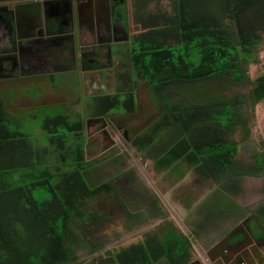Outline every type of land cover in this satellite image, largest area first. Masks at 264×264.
<instances>
[{"label":"trees","instance_id":"16d2710c","mask_svg":"<svg viewBox=\"0 0 264 264\" xmlns=\"http://www.w3.org/2000/svg\"><path fill=\"white\" fill-rule=\"evenodd\" d=\"M151 1L138 0L145 31L133 37L136 49L128 56L159 112L132 145L153 160L157 171L180 176L186 164L235 195L242 175L264 173V154L248 167L235 160L239 142L249 133L244 107L264 100V72L248 78V65L258 63V46L264 44V0H170V12L146 11ZM242 85L249 86L247 94L226 93ZM116 88L113 94L95 95V116L113 107L135 112L133 89ZM17 126L0 98V264H83L78 251L103 247L90 238L95 222L107 219L94 206L101 195L118 194L113 178L99 180L103 161L86 158L83 123H71L67 115L46 117V144ZM241 132L238 142L234 135ZM257 214L264 224V203ZM170 238V231L148 235L106 252L99 262L152 264L167 256L184 263L189 242Z\"/></svg>","mask_w":264,"mask_h":264},{"label":"flooded vegetation","instance_id":"af4514ba","mask_svg":"<svg viewBox=\"0 0 264 264\" xmlns=\"http://www.w3.org/2000/svg\"><path fill=\"white\" fill-rule=\"evenodd\" d=\"M19 1L22 0H0V7H8ZM36 1L47 2V0ZM51 1L57 2L58 0ZM133 5L134 14H131ZM55 7L58 8L45 9V6L43 7L40 30L37 27L38 17L35 15L28 16L27 22L35 27L34 33L26 25H17L15 16L10 14V11L0 10V79L47 75L61 70L79 73L82 70L84 71L81 72L82 74L103 69L112 70L116 66L113 46H123L129 41L132 43L131 26L135 25V18L136 24H139L142 17L137 13L140 10L138 0H70V2L69 0H61L55 4ZM29 35L30 38L28 39L21 38L18 40V37ZM50 36L61 37L58 40L47 39ZM72 43L74 48H72ZM133 91L135 92V90ZM137 108L135 112L130 114L122 113L120 115L116 113L119 115L117 118L126 120V116L137 113ZM108 114L109 112L106 115H91L86 125L83 124L84 135L91 134L95 142L99 137L102 138L105 146L101 153L107 155L106 162L109 160L115 162V159H120V156L132 157L128 150L121 153L119 150L114 151L117 145H115L116 140L113 136L115 132H119L127 146H131L145 157L146 165H148L146 158L151 161L150 167L156 173L167 172L176 180L184 179L186 174L192 173L200 181L213 182L211 179L199 176L194 167H187L186 164H183L184 172L180 176L174 175L168 169L157 171L154 168L153 160L132 145V141L137 134L142 132L145 125L143 128L135 129L128 123H121L119 118L114 120L112 116H109L107 120ZM111 115L115 116V113H111ZM92 127H94V132H90ZM97 156L99 155L90 156L88 159H94ZM133 170H124L122 175L129 181L132 180V186H136L137 181L134 176L136 169ZM249 174L251 175V172ZM246 175L248 174L243 176ZM241 179L242 176L239 190L235 195H230L228 188L218 184L217 187L207 188V192L204 193L206 195L201 202H195L194 193L191 194L185 188L178 189V194L171 196L168 202H164L167 199L166 193H163L165 194L164 199L163 194L157 196V193L155 195L150 191L151 186L148 187V190L141 185L142 191L139 189L138 192L148 193L150 202L148 204L141 202L137 209L142 213L140 218L146 221V226L150 225V220L154 218L157 219V223L152 229L143 230L140 239L138 238L135 243L148 235L163 236L169 231L172 241L177 236L189 242V258L184 260V263H180L179 260H171L172 262H170L167 256H164L152 264H166L164 259L169 264H264V224L257 214L258 208L264 203V187L262 184L259 195H255L253 191L255 190L254 187L257 186L255 184L246 185L241 182ZM216 192H220L223 199L214 196ZM230 200L233 202H229L227 208L224 202ZM221 202H223L222 205ZM113 206H115L114 203ZM94 207L98 210L96 203ZM184 208L187 209L186 213ZM106 210L107 208H102L98 211L106 213ZM187 215H189V219L186 218ZM106 217L107 219L105 218L103 223L102 221L101 223L95 222V231L91 230L93 236L90 238H95L105 226L109 219V212ZM217 225L223 227H217ZM140 227L141 225L134 227L133 232L137 234L138 231L136 232L135 229ZM201 236L203 239H200ZM212 237L215 239L211 241ZM101 248L105 249L106 246ZM100 249L90 254L99 253ZM119 249H121L119 246L107 247L102 259L108 256L106 252L115 253V250ZM193 251H196L197 256L192 255ZM82 253L86 255L85 251ZM99 261L100 257H97L94 261L91 260L89 264H103V261Z\"/></svg>","mask_w":264,"mask_h":264},{"label":"rangeland","instance_id":"374dc122","mask_svg":"<svg viewBox=\"0 0 264 264\" xmlns=\"http://www.w3.org/2000/svg\"><path fill=\"white\" fill-rule=\"evenodd\" d=\"M170 9V0H155L147 4L146 11L167 10L170 12ZM132 11L131 14H134V5ZM141 16L143 15L141 14ZM135 21V25L131 26V39L145 31ZM132 47L136 49L135 41L132 43L129 41L123 46H113V52L116 55L114 57L116 59V66L112 70L103 69L86 74H82L81 72H84L82 70L80 73L77 71L61 70L47 75H30L0 79V98L4 102L5 109L14 114L15 121L18 123L17 130L32 136L37 143L42 144L44 143L42 140V124L43 119L46 117L67 115L71 123L81 122L85 126L86 122L90 120L91 115H94V106L97 104L95 102V95L113 94L118 90L116 87L122 90L129 88L135 90L138 105L136 114L126 116V120L118 117L120 122L123 124L128 123L132 128L135 127V129L143 128L148 120L158 114L159 108L154 104L147 84L144 80L137 78L135 67L129 61L128 51L132 50ZM257 53L258 63H250L248 65L249 80L255 79L264 72V44L258 46ZM248 88L249 86L242 85L234 87L226 93L240 92L241 94H247ZM244 109L249 114V116L246 115L249 133L244 136L242 143L239 142L242 132L234 135L235 139L239 142L235 160L242 166H249L253 162H256L255 160L258 155L263 156L262 154H264V100L256 104L253 108H251L250 103H246ZM111 113H115V116L111 115ZM116 113L120 115L122 113L125 114L122 110L113 107L109 111L106 119L108 120L109 116H112L114 120L118 119V114ZM11 116L13 117V115ZM9 127L16 129L12 125ZM90 129V132H94V127ZM113 137L116 140L115 145H117L114 151L119 150L121 153L124 150H128L132 154V157L124 158L120 156V159H115V162H111L110 160V163L109 161L106 162L107 155L101 153L105 146L102 138L99 137L97 142H95L91 134H85L83 137V150L86 152V158L88 159V157L98 154L99 156L97 157L103 161L98 167L101 174L98 179L105 180L114 177L115 180L113 178L111 181L115 185L118 193L117 195H101L95 202L98 210L107 208L106 215L109 212V219L105 226L92 239L93 242L103 241V247L115 248V246H119L120 248H125L130 243H135L138 238L140 239V234L143 230L145 231L148 228L152 229L156 226V218L151 219V224L146 226V221L140 220L142 215L137 216V212H139L137 209L140 207L141 202H144V204L150 202L148 193L138 192L140 187L148 188L151 186L150 191L155 195L157 193V196L166 193L167 199H165V194H163L164 202H168L171 196L178 194V189L185 188L191 194L194 193L195 202H201L202 198L206 195L204 193L207 192V188L210 189V187L214 188L219 186L213 182L200 181L192 173L186 174L184 179L179 180L174 179L167 172L163 174L156 173L150 167L151 161L146 158L148 163L146 165L145 157L139 151H135L131 146H127L123 142L119 132H115ZM133 169L136 171V174L134 173L137 181L136 186H132V180L129 181L122 175L124 170ZM89 171L85 170V173L87 172L88 174L90 173ZM249 172H247L248 175L245 177L242 175L241 182L246 185L255 184L257 187H254L255 190L253 193L259 195L260 186L264 183V173L259 176H252ZM113 173L115 174L113 175ZM34 195L38 199L42 198V195L37 190L34 192ZM118 195L123 198L124 202L121 203ZM214 196L218 199H223L220 192H216ZM229 202H224L227 208L229 207ZM113 203L115 206H113ZM90 207L92 208L93 205L90 204ZM184 211L186 213L187 209L184 208ZM186 218L189 219V215ZM131 223L132 226L128 227ZM140 225V228L135 229L136 232L138 231L135 234L133 228ZM217 227L223 226L217 225ZM200 239H203V236ZM214 239L215 237H212L211 241ZM199 242L202 243V241ZM105 249L101 248L99 253L93 255L88 252L89 247L88 249L80 250L77 252L78 260L82 261L83 264H89L91 260L94 261L97 257H100L101 260L105 256ZM82 251H85L86 255ZM192 255L197 256L196 251H193Z\"/></svg>","mask_w":264,"mask_h":264},{"label":"water","instance_id":"95a60500","mask_svg":"<svg viewBox=\"0 0 264 264\" xmlns=\"http://www.w3.org/2000/svg\"><path fill=\"white\" fill-rule=\"evenodd\" d=\"M58 1L60 2L61 0H58ZM58 1L55 2V1L47 0V2H42V1L37 2L36 0H22V1H19L18 3L9 5L8 7H5V6L0 7V10L4 9L6 11H10V14L15 16L17 25L18 24H19V26L26 25V27L30 28L34 33L35 27H33L31 24H29L27 22L28 16H30V15L34 16L35 15L38 17L39 23H38V26L37 25L36 26L40 30V28L42 27L40 25H41V16H42L43 7L45 6V9H57L58 7H55V4L59 3ZM69 2H70V0H69ZM32 34H30V35H32ZM30 35L18 37L19 38L18 40H20L21 38L28 39V38H30ZM33 37H35V36H33ZM60 37L61 36H52V37L50 36V37H47V39L58 40ZM71 45H72V48H74V44L72 43ZM164 262L166 264H169L166 259H164Z\"/></svg>","mask_w":264,"mask_h":264}]
</instances>
